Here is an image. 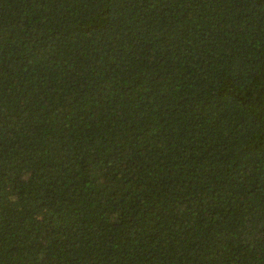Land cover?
Instances as JSON below:
<instances>
[{
	"label": "trees",
	"instance_id": "16d2710c",
	"mask_svg": "<svg viewBox=\"0 0 264 264\" xmlns=\"http://www.w3.org/2000/svg\"><path fill=\"white\" fill-rule=\"evenodd\" d=\"M0 264H264V0H0Z\"/></svg>",
	"mask_w": 264,
	"mask_h": 264
}]
</instances>
